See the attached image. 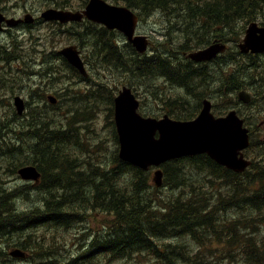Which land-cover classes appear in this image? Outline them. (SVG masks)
Returning a JSON list of instances; mask_svg holds the SVG:
<instances>
[{
  "label": "trees",
  "instance_id": "1",
  "mask_svg": "<svg viewBox=\"0 0 264 264\" xmlns=\"http://www.w3.org/2000/svg\"><path fill=\"white\" fill-rule=\"evenodd\" d=\"M55 1L58 4V0ZM59 1L61 4H66L69 0ZM111 1L122 3L137 11L143 19L147 16L156 17V22L163 29V42L154 51L161 48L170 52L171 56L172 53H176L177 61H174V67H169L167 60L163 59L155 63L156 59L153 57L145 58L144 56L147 55H138L142 58L134 59L135 62L139 61L135 65L142 73H150L147 75L148 80L162 74L172 76V80L183 77L180 82L187 90L189 86L185 83L182 73L184 68L182 53L199 47L211 39L230 43L232 50L220 56L219 63L231 61L235 57L239 62L234 64L230 72L227 70L228 67L221 73L220 94L214 99L222 103L221 109H225L236 103L233 84L238 79L240 70L264 67V57L257 61L258 56L242 57L235 50L245 26L254 20L255 12L264 10V0ZM85 2L86 0L82 4ZM156 8H178L180 16L166 25L155 15ZM191 20L203 28L206 34L204 40L188 43L185 39H172L169 25L173 22L187 24ZM260 21L264 25V20L260 19ZM57 31H60L59 28L48 30L47 33L53 37L57 35ZM192 33L193 31H190V34ZM102 42L103 40H100L95 44ZM168 42L170 47L167 48ZM109 43L111 47H116L112 37ZM126 47L134 53L130 45L126 44ZM44 53L46 66L54 68L48 60L49 57L55 58L56 54L48 51ZM227 54L230 56L226 58ZM62 62L64 63L63 60ZM135 62H129L128 67ZM230 64L232 63L228 62L226 66ZM106 65L110 68L114 64L110 62ZM207 73L209 71L205 70L199 74ZM129 84L133 86L131 81ZM176 103L178 107L175 109L165 107L158 109L175 119L184 120L191 118L200 107V103L192 105L185 100ZM75 111L76 108L70 105L61 108L58 106L29 108L28 117L40 114L55 128L49 129L45 126L44 129L29 133V136L38 139L39 143L35 154L40 155L41 159L36 160V166L44 176V183L34 186L38 192L43 191L46 179L52 171L62 174L66 171L64 165L71 168L68 158L57 153L58 149L68 150V147H73L75 143L80 144L79 129L76 128H79L89 117H83L80 115L82 112ZM152 112L157 113L154 110ZM259 116H264V110ZM39 131L44 133L40 136ZM20 136L23 141L21 148L26 149L25 134ZM254 144L253 137L252 145ZM262 154H264V146L253 151V156ZM72 162L74 168H78L77 172L86 175L89 182L85 190H81L78 195L69 196L71 197L69 202L62 194H56L57 202H48L42 213L37 209L19 215L13 213L12 209H3L8 212V216L0 213V236H3V231L8 230L13 234V247L29 249L31 252L39 251L37 264H97L91 258L92 253L96 252L108 263L116 260L126 261L137 255L148 254L151 259L156 262L161 261L163 264H215L219 256L224 253L236 257V260L241 259L242 264H264V240L257 238L256 235V232L264 230V216L248 217L250 213L264 211V163L257 165L256 175L247 172L241 178L214 164L205 156L173 161L166 165L171 169L167 170L168 177L165 182L173 196L163 199L156 197L147 189L149 187L147 173L120 162L116 157L112 166L106 162L95 165L87 160L72 159ZM82 163L84 167L79 169ZM186 167L204 171L198 178L202 180L188 177ZM175 174L173 178L171 175ZM224 184L230 190V194L224 191ZM60 187L63 193H67L68 189L65 190L61 185ZM72 197L84 199L76 201L77 205L73 207L70 206L75 202ZM79 205L104 213L105 225L94 232L93 240L83 255L68 257L66 253H69V247L75 241L70 231L82 223L87 214V210L82 215L80 211L76 212ZM40 207L44 210L43 203H40ZM65 210L75 213L74 218ZM243 218H247V221L242 222ZM58 227H62L66 235ZM41 229L46 231V238L41 236ZM26 235L28 239L25 238ZM173 238H182L186 241V245L172 242ZM190 239L191 244L188 243ZM25 240H32V244L26 245ZM79 244L80 239H77L74 246L78 248ZM227 245L232 248L228 249ZM178 249H182L184 254L179 253ZM218 249L220 252L217 251ZM61 256L66 257L67 261H60Z\"/></svg>",
  "mask_w": 264,
  "mask_h": 264
},
{
  "label": "rangeland",
  "instance_id": "2",
  "mask_svg": "<svg viewBox=\"0 0 264 264\" xmlns=\"http://www.w3.org/2000/svg\"><path fill=\"white\" fill-rule=\"evenodd\" d=\"M9 1L11 5L8 4V6L11 8L12 13L23 10L32 5L36 6L43 4L41 0H33L31 3L23 2V0H0V2L4 4L9 3ZM47 2L56 3L55 0H49ZM23 5H26V7H22ZM45 7L48 6L45 5ZM3 8L6 9L5 6ZM155 15L163 24L168 25L169 22L178 19L180 16V9L156 8ZM263 17L264 10L256 11L254 20ZM155 23H157L156 19L149 20V25H154ZM142 25L145 26V23L143 22ZM70 27L74 35L91 36L95 33V30L86 28V26L82 24H75ZM140 31L145 32L150 37L151 41H157V39H159L158 36H153V33L149 32L148 29L145 31L140 29ZM190 31H193V33L190 34ZM169 32L172 39L181 38L188 41V43L195 40L203 41L206 37L201 25L197 24L194 20L189 21L187 24L173 22L169 25ZM42 41L43 37L37 31V27L23 30V28H19V26H8V33L5 36L0 35V89L2 85H5L9 87L15 86L18 90L23 91V88L21 87V84H23L25 85L24 92L28 101L37 107H44L47 106L48 103L45 95L50 92L52 85H54V81L56 82L57 79L62 86L60 91L65 92L64 101L69 102L71 107L76 108L77 111L82 112L83 115L92 119L94 115L91 112V106L87 103V100L81 95L74 94L70 85L66 84V79L62 80L57 77V71L55 68H52L49 65H42L36 73H33L30 71L33 66L26 67L22 65L28 64L30 61L34 62L32 48H27V43L30 42L34 48L35 46L39 47ZM66 43L67 42H62L60 44L63 46ZM114 45L116 47H111L108 41H103L98 45L90 44L88 49L84 48L83 50L84 54L87 55L88 60L92 64L106 65L113 62L114 65L110 68L108 67L107 69V77L109 79H125L131 81L136 89L142 91L146 95L147 99L144 102V106L147 110H151L153 107L175 109L178 107L176 101L185 100L187 103L194 105L200 102L202 98L219 96V89L222 84L221 73L228 67V69H232L234 64L236 65L239 62L237 57L234 56V59L219 63L207 74H186L185 72H182L188 76L185 83L189 86V88L186 90L179 79L172 80L171 78L165 76V74L148 80L147 75L150 73H142L135 65L139 61L135 62L134 59L142 57H139L127 50L120 41H116ZM172 55L173 56L170 55V52L168 53L161 48H157L155 51L144 57L157 56L158 58L155 63H159V61L163 59H168L172 64H174V61H177V56L176 53H172ZM229 56L230 55L227 54L226 58ZM129 62L135 63L130 64L128 67ZM228 62L232 64L226 66ZM19 68L21 69L17 70ZM138 76L140 78H138ZM237 78L238 79L234 81L233 84V91H248L252 96L253 104L260 109H264V67L241 69ZM187 80L189 83H187ZM9 102L12 105V101ZM77 111L75 112L80 113ZM1 112L4 114L5 118L0 124V181L8 182L11 177L10 174H15L21 165L29 164L36 166V160L41 159L40 155L35 154L39 145L37 142L38 139L31 138L26 145L27 148L24 149L21 148L23 141L20 134H26L29 130V133H33L35 130L44 129L45 126L49 129L55 128H53L47 119L40 114H33L28 117V109H24L22 114H18L17 109L13 107L8 109L0 108V115ZM102 117L103 114H100L99 120H102ZM38 134L41 136L42 132L39 131ZM98 134V136L89 134V137L92 140L90 141L86 134L78 132L80 144L75 143L73 147H68V150L58 149L59 151L57 154L59 156H63L64 158H68L71 168L64 165L66 171L62 174L52 171L46 179L43 191L38 192L34 189L32 184H23L20 182H16L15 184L12 183L7 188L0 184V213L3 216H8V212L3 211V209H12L14 211L13 213L16 215H19L21 210L28 213L30 210L37 209L40 213H42L45 211V206L48 202H57L55 197L56 194H62L65 196L67 202L71 200V197L69 196L78 195L81 190H84L86 184L89 182V178L86 175L77 172L78 170L77 168H74L72 159L87 160L92 158L99 162H105V156H110L109 150L114 149V144L112 142L113 134L110 125L108 126L107 123L104 122L101 129L98 130ZM93 141H96L97 145H94ZM248 156L250 157L249 153ZM252 160V167L248 172L256 175L257 165H262L264 163V156H254ZM176 174L171 176L174 178ZM178 175L180 176V174ZM150 176L152 177V173ZM60 185L64 187L65 190L68 189L66 190L67 193H63ZM163 188L164 186H161L160 188H155L154 186L151 187L153 191H161L158 193L159 196H163ZM144 194L146 195V193ZM82 199L84 198H73L75 202L70 206L76 207V201H80ZM88 199L92 200L93 198ZM40 203H43L44 210L40 207ZM85 210H87L86 212L89 215L94 213V210L91 207H80V205L76 212L80 211V215H82ZM69 213H71L72 218H74L73 216L75 213ZM245 221H247V218L242 219V222ZM93 223L97 226L99 225L97 221H93V219L90 218V224L92 227ZM58 228L66 235V233L62 230V227ZM4 240V236H0V250L3 249V243L1 242ZM172 242L186 245V241L182 238H173ZM25 244L31 245L32 240H28ZM227 248L231 249L232 247L227 245ZM178 252L184 254L182 249H178ZM225 258L226 256L223 257L221 264H232V261L230 260L224 262ZM59 260L64 262L67 261V258L61 256ZM112 264L149 263L147 262V257H139L130 263L120 261Z\"/></svg>",
  "mask_w": 264,
  "mask_h": 264
},
{
  "label": "water",
  "instance_id": "3",
  "mask_svg": "<svg viewBox=\"0 0 264 264\" xmlns=\"http://www.w3.org/2000/svg\"><path fill=\"white\" fill-rule=\"evenodd\" d=\"M84 14L88 19L104 24L109 29L119 30L138 51L144 50V39L133 38L137 18L128 10L110 7L101 0H90ZM43 17L46 20L60 19L61 22H67L80 20L81 15L48 11L43 14ZM3 20L0 14V25ZM16 23L14 20L6 21L8 26ZM238 47L243 53L264 52V29L251 24L246 30L243 44ZM224 49V46H214L195 54L193 58L209 59ZM60 54L83 73V66L75 47L65 48L60 51ZM15 106L19 111L23 109L21 103ZM136 107L137 104L129 90L124 89L114 100V118L121 145L119 156L128 163L146 170L150 165H159L171 158L207 153L220 165L237 172L244 170L247 166L248 163L242 160V155L238 157L240 151L248 147L246 131L241 128L242 123L237 120L234 113H230L225 119L214 120L209 114V104L206 103L196 121L176 123L169 121L166 117L161 121L141 119L135 114ZM156 131L159 132L157 140L154 138ZM19 173L24 179L37 178L33 168H24Z\"/></svg>",
  "mask_w": 264,
  "mask_h": 264
},
{
  "label": "flooded vegetation",
  "instance_id": "4",
  "mask_svg": "<svg viewBox=\"0 0 264 264\" xmlns=\"http://www.w3.org/2000/svg\"><path fill=\"white\" fill-rule=\"evenodd\" d=\"M33 12L34 11H38V10H40V8H32L31 9ZM84 22H86V21H84ZM72 24H82V22L81 23H72ZM19 26V28H24L25 27V25L22 23V24H18L16 27H18ZM81 52V56L83 57L84 56V50H82V51H80ZM14 96H20L23 100H25V101H27V102H29L27 99H26V95H25V92H24V90L22 91V92H20V93H16V94H9V95H5V97H8V98H10V97H14ZM30 103V102H29ZM31 105H34V104H32V103H30ZM29 132H30V130L29 131H27L26 132V134H25V138H24V142H25V145H27V143H28V141L31 139V137L29 136ZM34 133V132H33ZM43 133V132H42ZM32 166H35V165H32Z\"/></svg>",
  "mask_w": 264,
  "mask_h": 264
},
{
  "label": "bare ground",
  "instance_id": "5",
  "mask_svg": "<svg viewBox=\"0 0 264 264\" xmlns=\"http://www.w3.org/2000/svg\"><path fill=\"white\" fill-rule=\"evenodd\" d=\"M18 24H15V25H13V27H16ZM154 59H157L158 57L157 56H154L153 57ZM168 62H169V67H174V64H172L168 59H166ZM165 76H167V77H169V78H171L172 76H170V75H167V74H165ZM183 76H184V81H186V78H188V76L186 75V74H183ZM183 78V77H182ZM181 78V79H182ZM172 79V78H171ZM180 80V79H179ZM245 91V90H244ZM203 99H205V98H202L200 101H202ZM17 112H18V114H22L23 112H24V109H21V111H19L18 109H17ZM85 190V189H84ZM89 197V196H88Z\"/></svg>",
  "mask_w": 264,
  "mask_h": 264
}]
</instances>
